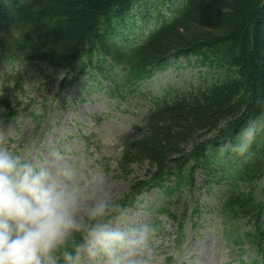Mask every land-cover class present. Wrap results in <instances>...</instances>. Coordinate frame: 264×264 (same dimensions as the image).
Returning <instances> with one entry per match:
<instances>
[{
	"label": "trees",
	"instance_id": "16d2710c",
	"mask_svg": "<svg viewBox=\"0 0 264 264\" xmlns=\"http://www.w3.org/2000/svg\"><path fill=\"white\" fill-rule=\"evenodd\" d=\"M124 1L2 0L0 43L9 45L0 56L47 70L66 86L84 76L93 80L90 89L104 81L116 96L132 92L168 54L190 52L199 65L220 71L211 84L163 101L145 133L124 143L121 164L147 163L150 179L134 193L159 187L170 203L195 186L201 169L202 187H227L221 198L227 218L249 226L246 236L254 234L262 228L264 202L257 195L264 180V0H187L175 24L145 41L144 31L125 40L132 19L124 24L123 12H115ZM132 1L143 2L127 4ZM194 27L218 34L193 35ZM254 120L260 130L241 154V130Z\"/></svg>",
	"mask_w": 264,
	"mask_h": 264
},
{
	"label": "rangeland",
	"instance_id": "374dc122",
	"mask_svg": "<svg viewBox=\"0 0 264 264\" xmlns=\"http://www.w3.org/2000/svg\"><path fill=\"white\" fill-rule=\"evenodd\" d=\"M192 32L195 33L193 35L202 37L218 34L212 30L196 27L192 29ZM6 67L11 69L9 63ZM20 67L23 65L14 69ZM191 74L187 72V75ZM159 76L164 82H176L182 79L183 74L182 71H177L172 66ZM13 80L14 76L5 74L0 66V103L11 94V90L3 89L1 84ZM147 86L154 87V83L148 81ZM24 87L27 97L34 103L29 107L38 110L40 125L37 126L32 115H29V108L25 109L11 122L5 118L3 122H0V139L5 142V146L8 147L10 144V150L24 160L37 162L53 171L58 167L69 166L75 171L81 183H85L93 174H98L102 178V183L89 188V198L85 210L81 213V220L87 217L86 207L91 206L97 199L105 198L112 204L116 203L133 180L149 177L147 163L138 165L134 163L129 167H124L120 162L122 142L129 136L139 135V130L145 125L143 121L122 112L124 105L118 109L115 100L107 97L105 93H88L87 91L78 95L77 100L67 97L69 103L64 105L61 102L64 93L58 96L61 88H54L51 83L28 78ZM83 98L84 100H81ZM131 108L141 111V114L149 111L148 105L142 107V102L136 106L131 105ZM137 125L138 127L133 130ZM60 137L64 139L58 143L57 140ZM197 179L200 185L202 179L200 174ZM216 190L217 188H214L212 193H208L205 187L200 190L196 186L189 193L186 189L181 200L173 203L170 208L171 212L181 214L186 204L192 209L201 195L199 203L201 207L203 206V214L198 222L200 224L197 230L199 234L196 235V229L192 228L191 218L186 220L181 228L186 232L185 244L187 243L190 247L191 261L194 264L195 261L197 264H251L256 254L249 242L246 241L243 247L234 242L237 235L242 236L246 228L240 226L236 229V226L231 223L226 224L220 215L209 212L210 208L218 204L214 196ZM155 197L154 190L140 197L139 200L145 199L143 203L139 200L136 202L138 210L129 209L122 221L116 219L119 217L117 216L112 224L118 227L125 222L138 221L141 213L149 215L150 219L157 216L161 230L159 233L153 232L152 239L157 252L156 264H170L177 258L180 250V246L176 243L177 223L165 212L160 215L152 213L157 208ZM197 217H195L196 220H198ZM82 237L79 234H73L65 242L64 245L69 244L65 248L75 250L82 243ZM62 250L64 247L56 253L57 257L60 256ZM181 253H184V249ZM170 256H173V260ZM82 260L87 261L86 255Z\"/></svg>",
	"mask_w": 264,
	"mask_h": 264
},
{
	"label": "clouds",
	"instance_id": "9594fccd",
	"mask_svg": "<svg viewBox=\"0 0 264 264\" xmlns=\"http://www.w3.org/2000/svg\"><path fill=\"white\" fill-rule=\"evenodd\" d=\"M259 130L252 121L241 130V154ZM98 183V174L81 183L69 166L53 171L24 160L0 139V264H58L56 253L75 232L82 233L83 242L63 251V264H82L85 255L104 264H156L151 226L114 227L104 219L113 207L108 199L86 207L88 221L81 220L88 190ZM125 217L122 212L116 219Z\"/></svg>",
	"mask_w": 264,
	"mask_h": 264
}]
</instances>
